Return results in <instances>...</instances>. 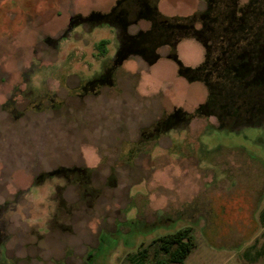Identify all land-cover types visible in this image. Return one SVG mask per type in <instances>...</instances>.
Masks as SVG:
<instances>
[{"label": "rangeland", "instance_id": "1", "mask_svg": "<svg viewBox=\"0 0 264 264\" xmlns=\"http://www.w3.org/2000/svg\"><path fill=\"white\" fill-rule=\"evenodd\" d=\"M116 1L0 0V264H128L188 226L196 248L183 264H233L239 243L251 246L252 264H264V109L246 116L234 73L187 78L163 47L151 62L129 57L115 85L77 98L80 78L98 71L104 54L113 58L119 42L107 24L69 25ZM155 3L162 17L195 19L198 30L203 13L216 18L206 42L181 35L176 56L188 69L223 46L242 53L264 43V0H236L244 28L219 38L229 23L223 2ZM150 29L143 19L126 33ZM216 81L222 103L209 115L201 107ZM246 100L264 108L259 97ZM176 110L188 113L186 128L149 135ZM74 165L85 173L71 181L47 175Z\"/></svg>", "mask_w": 264, "mask_h": 264}, {"label": "flooded vegetation", "instance_id": "2", "mask_svg": "<svg viewBox=\"0 0 264 264\" xmlns=\"http://www.w3.org/2000/svg\"><path fill=\"white\" fill-rule=\"evenodd\" d=\"M156 1L157 0H117L107 12H91L88 16H78L75 20L71 21L69 25L70 30L72 23H81L82 26L92 23L94 25L107 24L117 31V41L119 42L113 58H110L108 61L107 55L104 54L101 58L102 62L98 71H95L93 75L86 80L80 78L82 81H80L76 87L78 91L76 93L77 98L84 99L90 94L97 95L99 89L102 87L106 85H115V74L123 67L124 62L128 60L129 57L137 55L151 62L150 58H152V54L155 56L158 54L157 51L159 49L168 47L170 49L168 57L177 63L179 73L187 78L189 74L191 78L199 76L201 78L206 77L205 81H208L211 76L225 78L229 74L234 73L233 76L236 77L243 86V96L240 97L244 98L242 101L245 105H249V108L251 107L249 110L246 109V116H248V118L261 117L263 112L261 109L264 108H260L257 105L252 107V105L249 104L250 101L246 100V97L249 99L259 97L262 101L261 103L264 104V50L254 47V49L251 48L250 50L239 53L234 51L232 48L234 47V43H232L229 47L223 46L220 54L217 55L213 61L212 56L207 54V60L203 65L194 70L188 69V67L182 65L176 56V46L181 40V35H187L188 32H191L201 39V41L206 42L208 40L207 38L211 39V36H214L213 33L215 32V28L212 23L216 24V18L212 17L210 11L203 13L200 17L202 20V28L198 30L195 28V19L189 22H175L171 19L162 17L155 5ZM216 1L219 3L223 2L227 5L229 13L227 21H229V23H227V28L223 26L219 27L221 33L219 35V32H216L215 37L216 35L220 37L223 33L229 32L235 25L236 27L238 26V29H243L245 18L243 16L238 18L235 16L237 11L236 0ZM143 19L151 22L150 30L146 32L139 31L134 35H128L126 33L128 27L138 25L139 21ZM236 30L237 28L235 31ZM233 60L237 63L240 60L242 62L236 65ZM108 62L109 64H107ZM218 83V81H216L215 84H208L207 82L210 94L207 101L202 105L201 110L209 115H213L215 108L218 110L222 103ZM247 90L249 91V95H246ZM235 97L240 98L239 96ZM189 119L187 112L176 110L160 121L154 131L149 135L159 137L178 127L186 128ZM84 173V169L74 165L72 167H61L47 175H63L71 181L73 177H81ZM5 242L6 236L0 231V256L6 255V253L3 252Z\"/></svg>", "mask_w": 264, "mask_h": 264}, {"label": "trees", "instance_id": "3", "mask_svg": "<svg viewBox=\"0 0 264 264\" xmlns=\"http://www.w3.org/2000/svg\"><path fill=\"white\" fill-rule=\"evenodd\" d=\"M263 46L264 43L260 41L255 45L257 49L262 50ZM151 248L154 251V264H183L196 248L193 227L188 226L153 240L148 247L129 256L128 264H151Z\"/></svg>", "mask_w": 264, "mask_h": 264}, {"label": "crops", "instance_id": "4", "mask_svg": "<svg viewBox=\"0 0 264 264\" xmlns=\"http://www.w3.org/2000/svg\"><path fill=\"white\" fill-rule=\"evenodd\" d=\"M260 223L264 225V208L260 213ZM264 227V226H263ZM251 246H243L240 243L232 247L233 249V264H252L255 261V257L252 256ZM250 248V249H249ZM263 249L257 251L258 257H262Z\"/></svg>", "mask_w": 264, "mask_h": 264}]
</instances>
